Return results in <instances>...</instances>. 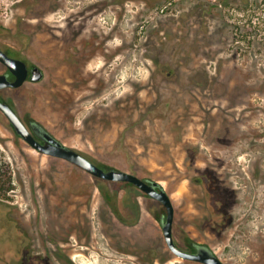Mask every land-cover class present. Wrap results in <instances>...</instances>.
<instances>
[{"label": "rangeland", "instance_id": "374dc122", "mask_svg": "<svg viewBox=\"0 0 264 264\" xmlns=\"http://www.w3.org/2000/svg\"><path fill=\"white\" fill-rule=\"evenodd\" d=\"M253 4L0 0V44L44 71L14 92L20 112L91 160L162 184L178 234L204 235L227 264H264V2ZM27 165L58 168L63 187H95L99 253L84 264H137L135 251L162 234L145 216L127 227L105 208L101 220L99 187L113 197L117 185L20 146L0 126V264L28 261L24 225L38 205Z\"/></svg>", "mask_w": 264, "mask_h": 264}, {"label": "flooded vegetation", "instance_id": "af4514ba", "mask_svg": "<svg viewBox=\"0 0 264 264\" xmlns=\"http://www.w3.org/2000/svg\"><path fill=\"white\" fill-rule=\"evenodd\" d=\"M0 48L11 58L25 62L28 71L26 80L20 86L15 87L10 85L2 86L0 88V101L7 104L12 109L35 141L45 145L46 140L44 139L43 134L48 133L54 139L63 143L43 123L36 120L29 112L21 113L14 101L15 91L22 89L25 84L29 82L39 83L44 79L43 69L36 64L30 63L23 53L15 51L11 46L7 47L0 44ZM37 69L40 70L42 75L39 80H34V78H38L39 76L38 72H36ZM1 75H6L7 81L11 83L15 82L17 78L13 71L0 61V76ZM0 115H2V118H0V126L5 127V130L9 132V135L18 142L20 146L31 149L42 156L63 160L69 163L72 167L78 168L91 175L93 178L101 179L118 186L117 190H115L116 196L113 197L108 194L109 188L105 186L99 187V189L101 188L105 193V195L102 193V196L99 198L100 202L98 203L100 205L99 209H101L99 214L101 220L104 219L105 215H108L107 213H103L105 208H107L111 211L110 214H112L113 218L119 221L120 225L135 227L138 224H141L143 216H145L147 220H153L159 225L162 233L160 237L154 236L148 248L135 251V260L137 264H166L172 262L173 256L182 259L184 261L183 264H206L178 256L171 249L164 232V224L167 220L168 208L163 202L152 197L132 182L107 180L90 173L83 167L66 159L41 152L17 131L12 120L1 108ZM79 152L89 158L86 153ZM95 163L106 172L112 170L129 172L106 164ZM33 169L34 166L32 165L24 167L26 172L32 173V175L27 176V180H25L27 193H29L31 197V204L38 205L36 216H33L35 222H27V224L24 225L28 259L27 264H32L34 262L35 256L32 252L36 251L39 252L38 262L40 264H84L85 260H83V258L91 262L93 253L96 251L99 253L97 246L94 244L93 204L96 200L94 196L95 187H93L92 184H81L80 187L68 184L66 187H63L59 178L60 172L58 171V168L52 170L50 167L47 172L42 170L41 175L33 174ZM129 173L134 174L132 172ZM36 178L37 180H35ZM141 179L146 181L148 178ZM106 189L107 191H105ZM120 193H128L129 196L123 198L119 196ZM135 195L140 197L137 198ZM173 207L174 220L172 226V238L177 248L189 254H197L202 249H208L224 264H227L221 259L213 247L204 240V235L201 234L206 233V231L203 230L199 232L201 233V238H192L182 230H180V233L178 234V231L176 230V210L174 204ZM25 217L32 220L30 212H27ZM52 217L55 220L54 223L51 220ZM221 230L222 229H219V231ZM96 241L99 242V240ZM102 254L103 255H99L104 259V251H102Z\"/></svg>", "mask_w": 264, "mask_h": 264}, {"label": "water", "instance_id": "95a60500", "mask_svg": "<svg viewBox=\"0 0 264 264\" xmlns=\"http://www.w3.org/2000/svg\"><path fill=\"white\" fill-rule=\"evenodd\" d=\"M0 61L6 64L17 77L16 81L11 83L7 81L6 75H1L0 76V88L2 86H10V85L17 87V86H20L26 80L28 71H27L25 62L11 58L6 53H4L1 50V48H0ZM36 72H38L39 76L38 78H34V80H39L42 74L39 69H37ZM0 108L12 120L13 124L17 128V131L26 140H28L36 149L40 150L41 152L48 154V155L66 159L72 163H75L83 167L90 173L98 177L107 179V180L132 182L136 184L137 186H139L141 189H143L145 192H147L152 197L163 202L168 208V216L164 224V232H165V236L168 241V244L175 254H177L178 256L184 257V258H189V259L200 261L206 264H224L215 254H213V252H211L208 249H202L197 254H189L177 248L172 238L174 207H173L169 194L167 193V191L164 189V187L160 183L154 180H151V179H147L145 181L135 174L124 172L121 170H112V171L106 172L104 169L98 166L95 162L91 161L88 157L82 155L76 149L71 148L57 141L48 133L43 134V137L46 140V144L42 145L34 140V138L31 136L28 130L22 125L17 115L12 111V109L7 104L2 103L0 101Z\"/></svg>", "mask_w": 264, "mask_h": 264}, {"label": "trees", "instance_id": "16d2710c", "mask_svg": "<svg viewBox=\"0 0 264 264\" xmlns=\"http://www.w3.org/2000/svg\"><path fill=\"white\" fill-rule=\"evenodd\" d=\"M236 1L243 2V3H245V5H247V3H248V4H252L253 1H254V4H253V5H255V6H257V7L260 6V3H263V2H264V0H252V2H251V0H236Z\"/></svg>", "mask_w": 264, "mask_h": 264}]
</instances>
